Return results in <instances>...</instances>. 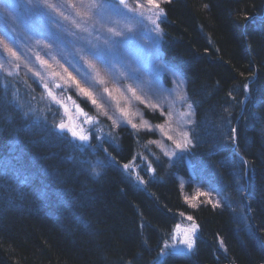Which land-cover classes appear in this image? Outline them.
<instances>
[{"label":"trees","instance_id":"1","mask_svg":"<svg viewBox=\"0 0 264 264\" xmlns=\"http://www.w3.org/2000/svg\"><path fill=\"white\" fill-rule=\"evenodd\" d=\"M163 10V60L194 108L188 151L171 161L128 127L80 149L34 123L62 122L59 109L23 108L0 87V264H264V0ZM140 149L150 166L123 167ZM196 186L221 201L190 208L183 194ZM183 214L194 248L165 256Z\"/></svg>","mask_w":264,"mask_h":264},{"label":"rangeland","instance_id":"2","mask_svg":"<svg viewBox=\"0 0 264 264\" xmlns=\"http://www.w3.org/2000/svg\"><path fill=\"white\" fill-rule=\"evenodd\" d=\"M167 1L169 0H158L160 7L157 9L150 6L148 0H136V8L145 29L144 44H137L135 48L136 56L142 60L141 67L145 74L142 82L125 78L122 84L119 72L113 74L108 69L95 66L85 57L86 62L94 68L95 80L102 82L101 91L87 88L97 101L93 107L79 93V87L84 88L82 82L79 87L76 86L68 76L70 71L65 70L62 62H57L54 45L64 39L65 33L71 32L85 35L89 40L102 45L113 35L111 29L120 31L124 27L123 21L115 15L116 5L111 0H11L10 7L17 19L12 21L8 17H0V87L5 91L7 102L19 100V105L27 108L24 101L35 100L33 102H39L36 107L43 104L55 107L53 98L48 94L50 90L57 101H63L68 106V112L59 109L62 122L69 128L75 124L78 131L90 138L97 132L103 134L104 138L113 140L112 135L125 128L127 122L128 125H137L136 130L149 134L151 139L147 144L157 148L171 161L186 154L189 147L176 148L175 142H184L185 139L191 142L190 128L194 123V108L187 95L184 76L163 60L164 34L161 21L164 18L163 4ZM37 72L40 73L39 76ZM127 75L125 72L124 76ZM57 84L62 87L58 89ZM21 85L24 89L22 97L21 89H17ZM44 85L48 88L45 89ZM35 95L38 96L37 99ZM69 96L72 100H68ZM73 102L93 118L96 122L94 126L72 109ZM36 103L33 105H37ZM121 109L124 111L121 112ZM128 128L132 129L130 126ZM167 136H171L172 140L167 139ZM141 152L143 149L137 153L140 162L134 160L128 166L130 171L137 172V166L143 162L150 166L149 160ZM0 168H3L1 164ZM181 182L184 189L186 183L183 179ZM183 195L190 208L221 201L217 194L199 186L193 192L184 191ZM188 217L190 216L186 214L180 217L163 246V255L174 251L188 253L194 248L197 226ZM186 237L192 243L191 248L184 243Z\"/></svg>","mask_w":264,"mask_h":264},{"label":"clouds","instance_id":"3","mask_svg":"<svg viewBox=\"0 0 264 264\" xmlns=\"http://www.w3.org/2000/svg\"><path fill=\"white\" fill-rule=\"evenodd\" d=\"M11 0H0V17H8L15 21L17 17L10 7ZM116 5L115 15L123 21L124 27L113 33L103 44L91 41L85 35L71 32L65 33L64 39L55 43V51L58 63L66 71H70L72 77L82 82L84 88H95L101 91L102 82H97L94 78V68L86 62L92 61L95 66L108 69L113 74L119 72L122 77L120 83L126 79L143 81L145 79L142 70V60L136 56L135 48L137 44H144V24L142 17L137 11L136 0H111ZM15 43V41H13ZM132 66L131 68L129 66ZM127 72V77L124 73ZM40 73L37 72V76Z\"/></svg>","mask_w":264,"mask_h":264},{"label":"snow or ice","instance_id":"4","mask_svg":"<svg viewBox=\"0 0 264 264\" xmlns=\"http://www.w3.org/2000/svg\"><path fill=\"white\" fill-rule=\"evenodd\" d=\"M148 4L152 7H155L157 9H159V3L158 0H148ZM161 14H163V10L161 9ZM70 80L72 82H74V84L76 86L79 87V81L75 80L74 77H72L71 73L68 74ZM56 87L59 89L62 86L60 84H57ZM44 88L47 89L48 86L44 85ZM106 93H109V90L105 89ZM79 93L83 94V99L85 100V102L91 106H95L97 104L96 99L93 97V94L86 88L83 87H79ZM49 96H51L53 98L54 101V106L57 107L58 109H62L64 112H68V106L63 102V101H57L55 99L54 94L49 90L48 92ZM110 94V93H109ZM68 100H72V97L69 96ZM72 109L78 113H80L81 117L84 118L90 125H95V121L93 120L92 117H89L87 115V113L85 112L84 108H82L79 104L73 102L72 104ZM124 110L121 109V112H123ZM35 124L40 125L43 124L46 128H49L54 134H56L59 138L61 139H68L70 143H72L75 147H78L80 149H83L85 147H90V137L87 135L82 134V131H78L75 124H73V126L71 128H69L64 122H60L58 124H49L48 121L46 119H42V118H37L34 121ZM69 123L72 124V120L69 119ZM125 126L128 127L130 126L133 130H135L137 128V125L135 124H131L128 125L127 122H125ZM186 136V134H185ZM167 139L172 140L171 136H167ZM190 140L185 139L184 142H181L180 140H177L175 142V146L176 148L179 149H187L190 146ZM167 155H173V153H166ZM114 158H112L111 156H109V160L113 161ZM188 164V168L191 170L194 165L191 163V161H187ZM123 167L127 168V165H124ZM94 172H96V169H93ZM96 174H99L98 172H96ZM193 175H195V173H193ZM26 182V181H25ZM219 202H217L218 204ZM215 206V205H214ZM189 220L192 219V217H188ZM184 243H186L188 245L189 248L192 247V243L191 241L186 237Z\"/></svg>","mask_w":264,"mask_h":264}]
</instances>
